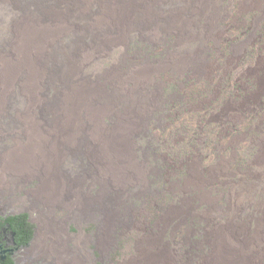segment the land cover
<instances>
[{
    "label": "rangeland",
    "instance_id": "374dc122",
    "mask_svg": "<svg viewBox=\"0 0 264 264\" xmlns=\"http://www.w3.org/2000/svg\"><path fill=\"white\" fill-rule=\"evenodd\" d=\"M168 39L173 46L165 48ZM134 42L165 50L163 60L134 62L127 56ZM221 75L232 77L236 90L220 104ZM165 83L182 90L167 88L170 97L162 103ZM164 104L168 116L146 131ZM263 113L264 0H0V191L35 180L40 187L28 197L35 206L45 204L44 185L47 191L61 184L59 201L78 215H98L110 244L112 229L124 224L119 210L126 189L134 183L144 189L155 177L134 161L133 138L149 133L157 145L162 141L156 152L165 170L157 183L166 181L169 192L184 198L153 234L144 232L142 217L127 223L146 238L126 264H178L196 234L185 229L196 215L192 194L201 189L217 190L219 206L207 195L197 200L206 208L194 217L204 221L196 264L213 257L214 230L224 243L214 241L216 249H226L222 262L264 264ZM229 116L234 126L225 122ZM230 130L236 131L232 139ZM223 149L228 162L235 152L253 155V173L240 167L235 172L246 180L231 190L228 162L218 158ZM12 156L17 162L11 165ZM69 158L87 163L76 178L63 171ZM215 158L219 163L206 171ZM95 185L101 190L90 195L86 187ZM46 222H39L40 231L55 236ZM167 224L173 242L162 248ZM176 227L186 237L181 247ZM231 247L238 254L225 253Z\"/></svg>",
    "mask_w": 264,
    "mask_h": 264
},
{
    "label": "bare ground",
    "instance_id": "6f19581e",
    "mask_svg": "<svg viewBox=\"0 0 264 264\" xmlns=\"http://www.w3.org/2000/svg\"><path fill=\"white\" fill-rule=\"evenodd\" d=\"M35 6L37 9L39 8L37 3ZM77 17H79V15H77ZM136 44L137 42H134L132 49L129 48L127 50V56L131 57L134 62H138L139 60L160 62L163 60L162 58L165 50L157 53L154 48H152V50H149L147 47L144 49L137 48ZM171 46H173V42L169 39L166 40L164 47L167 48ZM188 69H190V67H188ZM178 78V76L172 77L174 80ZM193 84L192 81H189V86ZM184 87L185 85L183 89ZM218 87L219 89L215 100L220 104L225 103L233 98L236 90V82L232 80L230 76L222 77L221 75ZM167 88L171 89V92L182 90V86L176 87L172 85V83H165L160 93L162 103H166L170 97V95H166ZM169 108L170 105L164 104L159 110L153 112L146 124V131L149 130V126L153 120L165 119L169 111H171V108ZM250 116L251 115H249V117ZM253 116L249 119L251 120ZM225 122H227L228 126H234L232 117L230 121L228 119ZM231 130L230 132L232 133L233 131ZM234 132L230 136L231 139L236 136ZM244 133L248 134V130ZM154 139L155 137L149 135V133H146L144 137L133 138L134 161L144 166L147 171L154 173L155 177L148 179V183L144 189H142V186L138 183H134L126 189L122 195L119 210V217L124 224L117 225L112 229L110 244H106L103 240L101 219L98 215L87 218L88 211H82L80 212L81 214L78 215L71 205L59 201L60 194H62L61 184L55 187L53 186L47 191L46 189H48V187L44 185L42 193L46 196L45 204L35 206L28 198L30 191L37 190L40 187L35 180H31L20 187L11 188L9 186L8 191H0V264H126L127 261L134 259L137 256L138 243L140 239L146 238V235L137 231L133 232L127 223L133 224L142 217L145 225L144 232L153 234L156 228L158 229L161 227L160 223L168 213V209L178 206L184 198L180 197L182 195H179L178 192H169L167 190L166 181L160 184L157 183L162 178L165 169L163 168L164 162L162 160V154L156 152L159 143H162V141L158 139L157 142L159 143L157 145ZM206 139L204 141H206ZM223 150L224 151L218 155V158L228 162L225 156L226 149ZM252 156L253 155L249 157L248 155L244 158H239L238 154L235 152L230 157V161L227 164L230 169V173L228 172L230 178L227 180L230 183V190L238 181L246 180L243 176L241 177L236 174L240 167L246 166L244 171L241 172L242 174L253 173V168H251L249 163ZM207 157L208 154L206 155V158ZM218 158H215L216 161L214 165L205 168V170L207 171L215 167L220 161L217 162ZM9 160L12 165V163L17 162V157L12 156ZM7 162L9 163V161ZM86 165L87 163L83 158H69L64 161L62 168L67 176L76 178ZM2 169L0 165V172ZM174 183L178 185L180 180L176 179ZM247 183L251 182L247 181ZM55 189H58V192H56ZM86 189L90 195H93L98 193L101 187L95 185L86 187ZM216 192L217 190L201 189L192 194L191 198L195 202L192 206L196 215L201 213V211L203 212L206 208L197 200L202 195H207L209 199L215 200ZM215 203V205L219 206V201L215 200ZM226 204H228L227 201ZM73 205L76 209H79V202L77 200ZM33 206L35 208H32ZM196 215L191 218L190 225L185 229V231L191 230L196 233L189 239L190 251H182V255L186 253V256L183 259L180 258L178 264H186L187 262L196 264L197 262V258L195 257L198 256L197 253L201 249L198 233L200 229H203L202 223L204 221L201 217L194 218L197 217ZM41 220L43 222L47 221L46 223H48V226L46 228L52 230L55 236L47 237L49 235L47 231H44V233L40 231L39 222ZM170 228L173 229V226L170 225ZM168 229L169 226L167 224L159 237V243L162 248H168L173 242L172 239L167 237L166 231H168ZM176 229V242L181 247V241L186 237L182 235V231L178 227H176ZM218 234L219 233L214 230L212 234L209 235V245L214 253H212L213 257L210 258L208 264H240L236 260L233 262L221 261L220 255L224 252H222V249H226H221V247L219 248L221 249L220 251L216 249L217 243L220 245L223 244L224 246V243H222L223 239H216L217 236H219ZM214 241L217 243L215 244ZM227 249L225 253L234 256L238 254L233 252V248Z\"/></svg>",
    "mask_w": 264,
    "mask_h": 264
},
{
    "label": "trees",
    "instance_id": "16d2710c",
    "mask_svg": "<svg viewBox=\"0 0 264 264\" xmlns=\"http://www.w3.org/2000/svg\"><path fill=\"white\" fill-rule=\"evenodd\" d=\"M228 118H229V121H230L231 117L229 116Z\"/></svg>",
    "mask_w": 264,
    "mask_h": 264
}]
</instances>
